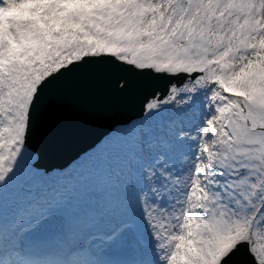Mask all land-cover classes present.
<instances>
[{"label": "snow or ice", "instance_id": "1", "mask_svg": "<svg viewBox=\"0 0 264 264\" xmlns=\"http://www.w3.org/2000/svg\"><path fill=\"white\" fill-rule=\"evenodd\" d=\"M0 264H264V0H0Z\"/></svg>", "mask_w": 264, "mask_h": 264}, {"label": "water", "instance_id": "2", "mask_svg": "<svg viewBox=\"0 0 264 264\" xmlns=\"http://www.w3.org/2000/svg\"><path fill=\"white\" fill-rule=\"evenodd\" d=\"M134 116L135 112L129 110L123 113L120 118L127 119ZM71 120L76 129L75 134L70 136L61 151L46 160V164L60 166L71 163L78 153L88 151L95 141L108 134L113 125V120L103 115L78 114Z\"/></svg>", "mask_w": 264, "mask_h": 264}, {"label": "clouds", "instance_id": "3", "mask_svg": "<svg viewBox=\"0 0 264 264\" xmlns=\"http://www.w3.org/2000/svg\"><path fill=\"white\" fill-rule=\"evenodd\" d=\"M30 7V5L27 4H18L15 5L10 12L8 13V15H28V13L26 12V9Z\"/></svg>", "mask_w": 264, "mask_h": 264}]
</instances>
